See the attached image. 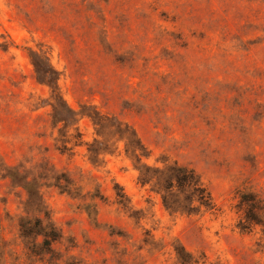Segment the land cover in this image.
Returning <instances> with one entry per match:
<instances>
[{
  "label": "rangeland",
  "instance_id": "obj_1",
  "mask_svg": "<svg viewBox=\"0 0 264 264\" xmlns=\"http://www.w3.org/2000/svg\"><path fill=\"white\" fill-rule=\"evenodd\" d=\"M0 264H264V0H0Z\"/></svg>",
  "mask_w": 264,
  "mask_h": 264
},
{
  "label": "trees",
  "instance_id": "obj_2",
  "mask_svg": "<svg viewBox=\"0 0 264 264\" xmlns=\"http://www.w3.org/2000/svg\"><path fill=\"white\" fill-rule=\"evenodd\" d=\"M173 172L175 173V177H176V184L179 186V188L181 189H186L189 188L191 186H193V175L188 172L186 169L183 168H174ZM170 186L168 188H172L173 185L169 184ZM195 186L197 187L195 190L198 191V199L200 201V204L202 206L208 207L211 205V198L209 193L206 191L205 188H202L198 185V183L196 182ZM253 201V200H252ZM254 205V204H252ZM254 207V206H252ZM250 214H247V218L251 219V220H257L256 214L253 212V210H251L249 212ZM54 237H57L56 234H53ZM45 243H49V240H45Z\"/></svg>",
  "mask_w": 264,
  "mask_h": 264
}]
</instances>
